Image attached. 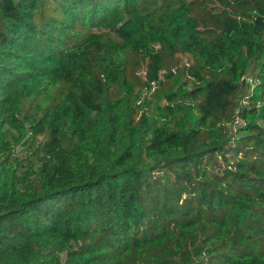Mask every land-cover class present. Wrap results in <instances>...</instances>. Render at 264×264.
<instances>
[{"label": "trees", "instance_id": "1", "mask_svg": "<svg viewBox=\"0 0 264 264\" xmlns=\"http://www.w3.org/2000/svg\"><path fill=\"white\" fill-rule=\"evenodd\" d=\"M0 264H264V0H0Z\"/></svg>", "mask_w": 264, "mask_h": 264}, {"label": "rangeland", "instance_id": "2", "mask_svg": "<svg viewBox=\"0 0 264 264\" xmlns=\"http://www.w3.org/2000/svg\"><path fill=\"white\" fill-rule=\"evenodd\" d=\"M251 70V69H250ZM252 71V70H251ZM252 73V72H251ZM248 81L246 83V88L244 89V94H243V98H241V103L242 104H245L247 103V100H246V95H250L251 94V89H252V86L255 84V79L252 78V77H247ZM232 128V131H236L237 130V127L234 128L233 126L231 127ZM14 154L18 157V158H22L25 154H26V148L21 146V145H15V148H14Z\"/></svg>", "mask_w": 264, "mask_h": 264}, {"label": "built area", "instance_id": "3", "mask_svg": "<svg viewBox=\"0 0 264 264\" xmlns=\"http://www.w3.org/2000/svg\"><path fill=\"white\" fill-rule=\"evenodd\" d=\"M231 124H232V126L234 128H236V127H239V126H243L245 124V121H244V119L242 117H240L238 114H236L234 116V119H233Z\"/></svg>", "mask_w": 264, "mask_h": 264}, {"label": "water", "instance_id": "4", "mask_svg": "<svg viewBox=\"0 0 264 264\" xmlns=\"http://www.w3.org/2000/svg\"><path fill=\"white\" fill-rule=\"evenodd\" d=\"M126 19H127V15H125V16L123 17L122 21H120V22L118 23L117 27L120 26V25H122V24L126 21Z\"/></svg>", "mask_w": 264, "mask_h": 264}]
</instances>
